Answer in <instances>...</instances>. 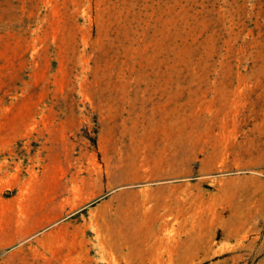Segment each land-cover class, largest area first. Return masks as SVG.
I'll use <instances>...</instances> for the list:
<instances>
[{
  "label": "rangeland",
  "instance_id": "obj_1",
  "mask_svg": "<svg viewBox=\"0 0 264 264\" xmlns=\"http://www.w3.org/2000/svg\"><path fill=\"white\" fill-rule=\"evenodd\" d=\"M0 264H264V0H0Z\"/></svg>",
  "mask_w": 264,
  "mask_h": 264
},
{
  "label": "crops",
  "instance_id": "obj_2",
  "mask_svg": "<svg viewBox=\"0 0 264 264\" xmlns=\"http://www.w3.org/2000/svg\"><path fill=\"white\" fill-rule=\"evenodd\" d=\"M117 252V251H116ZM118 253V252H117ZM119 254V253H118Z\"/></svg>",
  "mask_w": 264,
  "mask_h": 264
}]
</instances>
